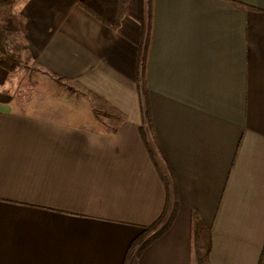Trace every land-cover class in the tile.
Masks as SVG:
<instances>
[{
    "label": "crops",
    "instance_id": "crops-1",
    "mask_svg": "<svg viewBox=\"0 0 264 264\" xmlns=\"http://www.w3.org/2000/svg\"><path fill=\"white\" fill-rule=\"evenodd\" d=\"M77 1L15 0L31 61L125 120L89 102L81 121L0 67V264H264V0H154L161 150L141 133L145 0L116 30Z\"/></svg>",
    "mask_w": 264,
    "mask_h": 264
},
{
    "label": "trees",
    "instance_id": "trees-1",
    "mask_svg": "<svg viewBox=\"0 0 264 264\" xmlns=\"http://www.w3.org/2000/svg\"><path fill=\"white\" fill-rule=\"evenodd\" d=\"M127 0H78L77 4L92 17L103 23L105 26L116 30L120 27L121 20L126 12ZM15 0H0V16H3V22L0 24V67L8 72H13L20 67H28V62L31 61V55L26 40V19L20 14L14 13L12 7ZM153 15H154V0H146L145 20L143 27V44L141 52V61L139 65V92L141 97V106L143 119L147 130L141 128V133L145 142L147 141V132L154 135L156 145L161 150L158 139L154 134V126L152 123V112L150 105L149 89L146 80V69L150 51V43L153 31ZM11 36L19 37L18 42H12L10 46L6 41ZM62 83V79L58 78ZM92 99L96 104L103 107L95 106V113L98 116L102 110L103 115L112 124V130L117 132L120 125L125 120L123 114L117 111L113 106L108 104L100 97L92 94ZM162 175V173H161ZM163 176V175H162ZM166 187L169 190V179L163 177ZM160 222V221H159ZM149 228L157 227L158 223ZM164 231V230H163ZM151 241V240H150ZM149 241V242H150Z\"/></svg>",
    "mask_w": 264,
    "mask_h": 264
},
{
    "label": "rangeland",
    "instance_id": "rangeland-1",
    "mask_svg": "<svg viewBox=\"0 0 264 264\" xmlns=\"http://www.w3.org/2000/svg\"><path fill=\"white\" fill-rule=\"evenodd\" d=\"M128 3L129 0H127L126 8L128 6ZM145 7H146V0H145ZM12 11H14L13 7H12ZM3 20H4L3 16H0V24L3 22ZM18 38L19 37L17 36H11L7 39L6 44L10 46L12 42H18L19 40ZM27 66H28L27 68L26 67H22L21 69L19 68L20 70L18 71V73H16L17 81L21 84L23 90L26 88L27 90H29L27 92L29 93L31 92L32 95L40 94L42 97L46 96V98L47 96L49 98L51 95L57 94L63 100L64 105L72 109L74 113L80 117L81 121L94 119L95 116L92 111L91 105L94 107L98 106L103 110V107L100 104H96L93 101L92 95H90L89 93L83 90L77 91L75 89L76 85L74 83L59 85L52 76L47 74L43 69L34 65L32 61L28 62ZM70 88L74 91V94H72L73 96L68 98L67 94H69ZM89 102L91 103V105ZM102 110L98 114L97 119H100L105 123H109L110 121L104 117ZM109 128L107 127V130ZM153 148L158 154L157 148L155 146H153ZM158 156L160 157V155ZM163 168L165 173L168 175L169 173L165 165H163ZM150 233L154 234L156 233V230Z\"/></svg>",
    "mask_w": 264,
    "mask_h": 264
}]
</instances>
